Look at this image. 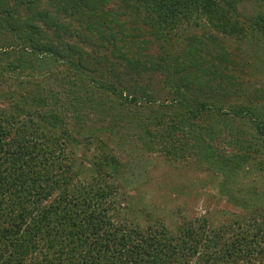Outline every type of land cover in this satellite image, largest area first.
Instances as JSON below:
<instances>
[{
	"label": "trees",
	"instance_id": "trees-1",
	"mask_svg": "<svg viewBox=\"0 0 264 264\" xmlns=\"http://www.w3.org/2000/svg\"><path fill=\"white\" fill-rule=\"evenodd\" d=\"M109 1L0 0V75L51 83L0 108V264H264V186H241L264 172V94L239 80L224 39L249 35L264 52V12L241 15L237 0ZM199 19L206 28L186 35ZM155 82L170 100L156 119L143 92ZM133 104L145 117L124 122ZM108 142L197 159L239 218L171 230L119 217L130 157Z\"/></svg>",
	"mask_w": 264,
	"mask_h": 264
},
{
	"label": "rangeland",
	"instance_id": "rangeland-1",
	"mask_svg": "<svg viewBox=\"0 0 264 264\" xmlns=\"http://www.w3.org/2000/svg\"><path fill=\"white\" fill-rule=\"evenodd\" d=\"M117 5L116 0H110L106 4V6L114 9H117ZM236 11L247 16L264 12V0H237ZM203 24V20L199 19L197 24L189 22L183 28L186 35L199 34L201 29L206 28V25L204 24V27ZM224 39L228 44L227 49L230 56L236 64V75H238L239 80L247 83L246 87L251 88L250 91L253 90V87H258V92L255 93L264 94V52L258 48L255 49V45L262 44V42L253 41L249 35L241 39L233 37H224ZM152 46L149 48L152 49ZM131 53H134V49L128 54ZM136 55L142 56L141 54ZM35 75H27L26 72H10L6 76L0 75V108L3 111H13L17 105L15 101L19 100L22 94L32 95L46 83L51 87V83L46 82L45 77H39L36 73ZM23 78L24 81H28L27 85L22 83ZM160 87L155 82L143 89V92L155 101H152L154 108L152 113L155 115V119L158 116L157 113L163 115L167 113L166 107L169 106L170 101L168 97L164 98ZM135 104L127 107L128 112L124 116V122L126 120L132 122V120H137L136 117L139 116L145 117L146 109ZM154 118L150 120L152 123L155 121ZM15 119L16 117H11L10 121L14 122ZM116 120L121 121L119 114L116 116ZM123 128L126 131L124 137L128 142L134 130L133 126L127 125ZM121 132L123 130H120ZM109 136L113 141H116L114 136L119 135L110 134ZM99 137V139H103L106 136ZM107 145L122 160H126V156L130 157L128 162L126 160V163L131 165L130 173L127 172L123 178V186L119 190L124 191V193L116 198L118 204H115V208L119 217L130 219L139 226H145L147 223H159L160 221L173 230L182 218L205 216L210 225L217 226L222 222L232 221L240 215L239 211L218 195L217 188L213 186L216 181L215 175L204 169L197 159L187 155L169 158L156 151L147 152L144 149L131 148V145L125 148V154L122 150L115 149L112 143L108 142ZM94 154L96 153L90 150L86 152V160L83 161L85 170L88 168L89 159ZM241 183L242 187L243 185H254L255 188L263 187L264 172H246ZM247 222L248 220H246Z\"/></svg>",
	"mask_w": 264,
	"mask_h": 264
}]
</instances>
